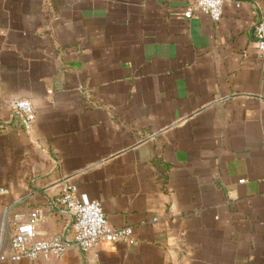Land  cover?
Wrapping results in <instances>:
<instances>
[{
  "label": "crops",
  "instance_id": "0c3cea01",
  "mask_svg": "<svg viewBox=\"0 0 264 264\" xmlns=\"http://www.w3.org/2000/svg\"><path fill=\"white\" fill-rule=\"evenodd\" d=\"M189 3L0 0V256L71 238L64 184L134 240L0 264H264V0Z\"/></svg>",
  "mask_w": 264,
  "mask_h": 264
},
{
  "label": "built area",
  "instance_id": "2783aa9c",
  "mask_svg": "<svg viewBox=\"0 0 264 264\" xmlns=\"http://www.w3.org/2000/svg\"><path fill=\"white\" fill-rule=\"evenodd\" d=\"M223 0H190L183 14L186 18L195 12L207 14L213 20H219L223 13ZM255 47L264 58V10L260 11L259 21L256 26ZM12 110L23 118L27 128L35 120L34 107L27 98H13L9 102ZM243 182L244 180H239ZM56 204L72 216L71 238L66 240L58 235L46 238H36L35 224L40 219L39 210H34L29 219L17 226L16 232L11 236V254L0 259L21 258L37 259L39 257L61 258L72 246L81 251H88L102 242L127 243L134 242L132 229L129 226L114 227L105 218L99 201L83 202L77 195L76 186L64 184L56 200Z\"/></svg>",
  "mask_w": 264,
  "mask_h": 264
}]
</instances>
